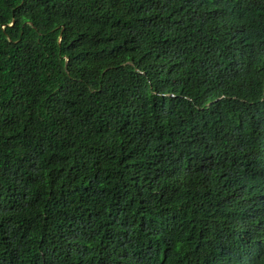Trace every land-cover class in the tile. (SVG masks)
<instances>
[{
	"label": "trees",
	"instance_id": "16d2710c",
	"mask_svg": "<svg viewBox=\"0 0 264 264\" xmlns=\"http://www.w3.org/2000/svg\"><path fill=\"white\" fill-rule=\"evenodd\" d=\"M0 264H264V0H0Z\"/></svg>",
	"mask_w": 264,
	"mask_h": 264
}]
</instances>
